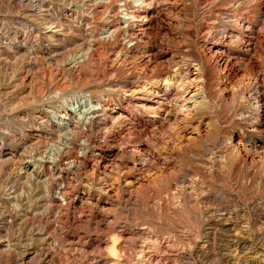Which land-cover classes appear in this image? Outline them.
Here are the masks:
<instances>
[{
  "label": "rangeland",
  "instance_id": "374dc122",
  "mask_svg": "<svg viewBox=\"0 0 264 264\" xmlns=\"http://www.w3.org/2000/svg\"><path fill=\"white\" fill-rule=\"evenodd\" d=\"M105 1L0 0V264H264V110L237 91L264 75V51L230 62L226 91L202 49L203 29L226 14L248 15L264 35V0H150L153 17L138 36L120 27L122 0ZM106 9L118 28L105 41ZM158 59L199 66L206 78L192 136L153 126L121 101L124 82L157 75ZM85 96L122 104L129 120L102 111L55 126L53 116ZM140 169L148 180L127 184ZM108 178L116 193L101 190Z\"/></svg>",
  "mask_w": 264,
  "mask_h": 264
},
{
  "label": "bare ground",
  "instance_id": "6f19581e",
  "mask_svg": "<svg viewBox=\"0 0 264 264\" xmlns=\"http://www.w3.org/2000/svg\"><path fill=\"white\" fill-rule=\"evenodd\" d=\"M149 1L150 0H122V3L120 5V8L122 9L121 15H120L121 17H119V19H118L121 26L120 25L119 26L124 28L127 31H130L131 34H133L134 36H138L140 34H143L146 30H148L150 18L153 17L152 7H151V4ZM93 11H91V12H93ZM259 12H260L259 15H261V16L264 14L263 10H260ZM105 14H106V18H107L106 19L107 25L101 31V33L100 34L98 33V34H99L100 39L106 41V40H110L113 38V34L116 32V28H118V27H115L116 24L113 22V20L114 19L116 20V17H117L113 13V11L107 10ZM94 27H95V25H94ZM261 29H262L261 26L257 29H255L253 27L251 18L248 15H245L244 17H241L239 15L237 17H234L231 14H226L224 16V18L222 19V21L218 24V26H215L214 24H210L203 29L205 42H204L202 49L204 50V55H205L208 63L212 66V69H214V72L217 73L218 83L222 86L223 90H226V91L232 90L231 85L233 84V82H232V77H231L229 69H228L231 61L235 60V58L239 57V55H241V54H243V55L253 54L252 52H256V50L258 48H261L262 51H264V35L261 34ZM90 32H91V30H90ZM93 33H91V34L88 33V34H90V41H88V39L86 40V41H88V43L90 42L89 46L92 48H93V46L95 44V40H96V38H95L96 35ZM235 40L237 41L238 47L236 49H238V50L235 52H230L232 50V48H230V44H233L232 42ZM95 48H97V47L95 46ZM88 51H86V52H88ZM117 51H119V50H117ZM150 51L151 50H148L146 48L139 51L140 61L143 65H147L148 63L151 62V60H150V53L151 52ZM167 55L168 54H165V53L161 54L160 58L168 61V60H172L174 57L173 54H170L169 56H167ZM160 60L156 61V63L154 62L155 63L154 67H158V66L160 67L159 68L160 71L157 75L151 76L149 74V75H145V76H140L139 74H134L132 77V79H134L133 82H127V81L124 82V85L122 86V90H121V101L127 102V104H129L130 109H131V115L139 112V113L143 114L144 116H146V118L149 117L153 126H155L156 123L163 121V122H166L167 124H169V126L172 128V130L174 131V133L178 137L181 138V137H184L187 135H188V137L192 136L191 132H189L187 130V127L190 124L189 121L191 120L193 114L195 113L196 108L200 104L207 103V101H208V96H207V93L205 92L206 78L203 75V72L199 66H186L183 64L176 63L172 66V68H169L168 66L163 68L159 64ZM263 79H264L263 73L257 72L256 74H254V76L252 78L248 79L247 87H245L243 89H239L237 91H238V93L242 94V97L246 100V102L249 106H252V105L257 106L259 109L263 108V110H264V95L262 93H256V92H255L256 94L254 93V90H256V87L258 85H261V86L263 85ZM244 83H245V81H244ZM67 105H68V108H66V109L68 111H66V110L63 112L60 111L58 114L53 116L54 122L56 123L55 126L59 127L60 125H62L63 127H67L69 125V123L71 124L72 120H74L73 115L74 116L77 115V117H78V115H83L85 117V119L88 121V120H91L97 113L102 112V111H104V113L108 114V117L110 120L114 119V121H116L115 119H121V120H123L124 123L125 122L127 123V121L129 120L128 116H130V115L125 113V110H124L122 104H119L118 106H116V105L114 106V105L110 104L109 102H107L106 100L103 101V103H102V102L96 101L95 99H93L90 96H88V97L85 96L82 98L81 97L80 98H72L68 101ZM41 121H43V118ZM259 122H261V121H259ZM76 123L78 124V122H76ZM71 127L75 128V125H73ZM126 130H128V129H126ZM260 130H262V129H260ZM194 132H196V130ZM239 141L240 140H238L232 146L233 150H235L238 153L240 151V149H239L240 142ZM68 150H69V148H68ZM20 156H21V153H20ZM32 158L34 159L33 156H32ZM55 158L57 160L59 158V155H57ZM7 159H5V160H7ZM19 159H20V157H19ZM23 160H25V159H23ZM18 163H19V161H18ZM148 174L147 175H146V173L144 174V171H142V169H140V171L135 175V178L132 176L129 177V179L126 180V183L131 184L132 182L136 181L137 183L142 184V182L148 180ZM30 175L39 179V178H41V176L43 174H42V172H40V170H37V171L32 170ZM116 181H117L116 178H108V179L104 180V182L101 183L102 184L101 190H103L106 193H110L112 191L115 192L117 190ZM103 208H105V207H103V205H101V207L99 209L102 211ZM106 224L110 227L113 226V222L109 221V220H106ZM124 231H126V230H124ZM129 231H131V230H129ZM116 232L117 233L116 234L114 233V234L116 236H118L119 238H122V239L128 238V236H129L128 233L121 232L119 230H117ZM114 242H115V240H114ZM158 243L161 246H164V247L167 246V242L165 240H159ZM105 247H108V246L105 245ZM108 252H110V251L108 250ZM103 260L106 261L107 256H103V257L101 256V259L99 260V262H104Z\"/></svg>",
  "mask_w": 264,
  "mask_h": 264
}]
</instances>
